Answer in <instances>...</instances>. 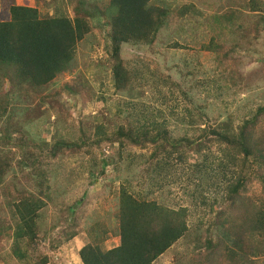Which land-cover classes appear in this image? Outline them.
<instances>
[{"label": "trees", "instance_id": "trees-1", "mask_svg": "<svg viewBox=\"0 0 264 264\" xmlns=\"http://www.w3.org/2000/svg\"><path fill=\"white\" fill-rule=\"evenodd\" d=\"M96 1L77 0L72 19L66 17L62 11L58 14L56 12L53 16H40L35 8L11 4L8 7L9 18L0 21V81L4 78L10 84L8 93L0 100V144L5 145L13 141L18 149L23 150L27 145L31 150L36 151V153L30 151L26 155L21 151L22 157L19 163L22 164V169H26L27 179L33 181L39 188L36 193L17 191L13 185H9L10 190L17 195V201L12 202L16 216L14 228L11 230L12 235H9L10 227L0 226V238L4 235L11 236L9 254L22 264H28L33 258L36 261L35 264L49 263L47 255L35 254L38 245L36 220L39 217L38 211L46 204L43 198H47V194L43 192V189L48 174L43 169V162L38 156L47 157L45 154H48L54 157L63 153L74 155L82 152V148L86 146L83 152L87 154L91 152V145L99 146L101 142L109 144L117 142L119 148L116 156L119 159L123 156L126 145L144 148L148 144H154V151L146 159L147 161H143L150 176H153V172L158 173L164 170L166 166L161 165H169V162L175 161L177 166L185 163L189 152L200 154L201 163H196L199 165L194 166L199 174L194 192L200 207H207V214L211 215L215 208L218 209L215 211L214 219L208 222L207 232H210L209 228L215 231L219 229V232H216L213 239L207 236L206 239L196 242L198 246L194 247V251L200 252L201 248H204V252L200 255L209 264H247L243 261L247 253L257 255L250 244L251 239L254 235H264V105L258 107L254 113L250 112L252 116L244 120L237 133L231 134L230 124L213 128L206 125L198 129L200 132L195 139L182 137L178 140L171 139L162 124L137 125V117H131V120L123 119L121 125L112 131L109 137L100 123L95 124L93 131L87 132L79 128L75 140L69 137L62 139L63 137L58 136L51 144L42 142L40 139L39 142H35L36 136H30L27 128H36L37 123L43 120L49 122L47 109L41 110L36 104L20 118L8 114L9 107L16 101L29 105L27 102L34 103V99L39 98L42 101L40 104H46L53 110L54 105L62 107L57 100L62 90L67 91L72 99L81 95L85 86L89 92L88 82L84 79L82 82L78 79L79 82L66 83L62 89L55 92H48L46 88L57 76L76 67V44L95 26L102 30L106 41L108 57L105 65L112 73V87L116 94L131 97L135 89H141L142 84L144 86L151 84L160 97L162 92L158 85L161 84L168 88L170 96L175 92L184 96L190 88L200 84L194 81L187 84L182 80L192 81L193 78V72L186 65L184 71H178V78L181 81H173L166 74H160L158 70L150 68L147 64L132 63L131 65L130 61L122 59L123 46L149 47L159 35L163 36L171 14L168 11L169 5L156 7L151 4L152 0ZM192 1L195 0L183 4L180 6V11L176 10V12L181 15L182 11L196 10ZM198 2L207 10H214L209 16L214 23H221L224 20L228 24H236L239 38L246 33L238 31L241 27L237 25L238 9L259 14L253 29V40L243 49L237 47L236 40L231 38L229 45L211 40L201 47L209 52L216 62V68L209 72L216 75L217 68L222 69L218 70L221 73L228 72L229 80L225 81L236 86L239 75H235L234 67L239 61L232 57L239 56L242 52L253 56L257 53L252 45L264 35V0H232L227 4V11L222 13L220 0H198ZM179 47L177 42L172 45V48ZM220 72L218 76H221ZM77 75L83 77L80 73ZM216 83L217 78L212 82L210 78L209 81L206 80V84L216 85L220 94L223 87H219ZM186 84L189 86L188 89L182 87H186ZM163 97L167 99L166 96ZM186 102L189 104L188 101ZM138 103L143 106V102ZM74 106L75 104L72 108ZM125 106L136 107L137 103L129 101L125 103ZM59 111L62 112L60 116L62 115V122L66 126L68 118L71 117L66 111ZM185 112L190 116L191 125L205 124V115L199 108L194 110L198 116L197 123L191 119L193 112L190 108H185ZM144 115L145 113H142L141 117ZM91 119L98 121L100 117L92 116ZM17 133H22V137L16 138ZM93 135L95 142L86 144ZM213 146L221 147L222 149L219 150L222 155L213 160L210 159L208 163L207 156L211 153ZM160 153L164 157L158 156ZM142 155L144 160V154ZM10 160L7 154L0 153V186L10 167ZM88 163L90 164L88 174H104L93 156ZM212 166H217V169L214 170L215 167ZM252 183L257 184L261 191L259 203H255V200L247 196ZM108 185L110 186V183ZM220 186H223L224 195L221 199L223 202H218L217 198L208 201L202 196L208 188L219 189ZM118 191L119 245L102 251L100 244L105 239V230H100L96 232L91 242L78 251L81 264H152L175 242L186 238L190 233V228L186 224L187 216L192 213L190 205L171 209L153 201H138L123 183L120 184ZM189 196L194 198L193 194ZM191 206L193 207V203ZM67 230L68 232L63 235L68 237L57 236L49 243L48 247L53 258L54 253L62 245L76 236L75 230L72 231L70 228ZM228 239L231 244L226 242ZM1 251L2 248H0Z\"/></svg>", "mask_w": 264, "mask_h": 264}, {"label": "rangeland", "instance_id": "rangeland-1", "mask_svg": "<svg viewBox=\"0 0 264 264\" xmlns=\"http://www.w3.org/2000/svg\"><path fill=\"white\" fill-rule=\"evenodd\" d=\"M98 1L106 2L107 0ZM230 1L232 0H220L221 13L227 11V4ZM93 2L97 1L93 0ZM192 2L197 9L192 12L182 11L180 15L176 10L180 11V6L191 3V0H152L151 4L156 7L170 6L168 11L171 14L165 33L163 36L159 35L149 47H128L125 45L122 52V59L130 61L131 65H133L132 63L147 64L150 68L158 70L160 74H166L173 81H181L178 78V71H184L186 65L193 72V78L192 81L182 80L187 84H191L193 81L200 84L195 88H190L184 93V96L178 92L170 96L168 88L161 84L158 85L162 92L160 97L151 84L145 86L142 84L141 89H135L131 97L125 94H116L112 87V73L105 65V60L108 57L106 41L102 30L95 26L76 44V67L57 76L53 83L46 88L48 92H55L62 89L66 83L79 82L78 79L82 82L84 79L88 82L92 97L90 98L86 86L76 99H72L67 91L62 90L57 96L62 107L54 105L52 110L48 105L40 104L42 101L39 98L34 99V103L27 102L29 105L21 104L15 100L16 102L9 107L8 114L20 118L36 104L40 106L41 110L46 108L49 122L40 121L36 128L28 127L27 130L30 136H36L38 141L34 138L35 142H39L40 139L49 144L53 143L54 138L58 136L63 137L62 139L69 137V139L75 140L79 128H83L87 132L88 130L93 131L95 124L100 123L109 137L111 132L121 125L123 119L131 120V117H137V125L143 123L162 124L163 129L174 140L182 137L195 139L200 132L198 129H202L206 125L213 128L230 124L231 134L237 133L244 120L252 116L250 112L254 113L258 107L264 105V35L252 45L257 51L255 56L242 52L239 56L232 57L239 61L234 67L235 75H239L236 86L225 81L229 80L228 72L221 73L218 70L222 69L218 68L216 69L217 76L209 72L216 68V62L213 60V56L201 47L211 40L229 45L231 39H235V45L243 49L253 40V29L255 22L259 19V14L238 9L237 25L241 26L238 31L246 33L239 38L236 24H228L224 20L221 23H214L209 18L213 14V9L207 10L198 0ZM11 4L35 8L40 16H53L56 12L58 14L62 11L66 17L72 19L77 0H0V21L9 18L8 7ZM176 42L180 47L172 48ZM218 72L221 73V76H218ZM78 73L83 77H78ZM208 77L211 82L217 78L216 84L223 87L220 94H218L216 85L206 84V80L209 81ZM187 84L186 87H182L188 89ZM246 87L247 90H245ZM203 88L206 89L203 90ZM9 89V82L3 78L0 81V100L4 97L3 95L8 93ZM163 96H166L167 99H164ZM163 100L165 102H162ZM129 101L137 103V106H125V103ZM138 102H143V106H140ZM74 104L75 106L72 108ZM185 108H190L193 112L191 119L196 123L198 116L194 110L199 108L205 115V124L191 125L189 123L190 116L185 112ZM59 110L66 111L67 115L71 117L68 118L66 126L62 122V115L60 116L62 112ZM142 113H145L144 117H141ZM92 116H99L100 119L93 121ZM15 137L21 138L22 133L15 134ZM94 140L95 136L93 135L86 144H93ZM153 145L148 144L144 148L126 145L125 152L122 153L123 156L120 159L116 156L119 148L117 142L113 144L101 142L99 146L91 145V152L87 154L83 152L86 146L82 148V152L74 155L63 153L54 157H50L48 154H45L47 157L38 156L43 162V169L48 174L43 189V192L47 194V198H43L46 204L38 211L39 217L36 220L38 245L35 254L47 255L49 257L47 264H81L78 259V251L91 242L96 232L100 230H105V239L100 244L102 251L118 246V190L120 184L123 183L138 201H153L171 209L190 205L192 213L186 219L190 233L186 238L175 242L152 264H209L200 255L204 252V248H201L200 252L194 251V247L198 246L196 242L206 239L207 236L213 239L216 232H219V229L215 231L211 228H209L210 232H207L208 222L214 219L215 211L218 209L215 208L211 215L207 214V207H200L194 192L195 184L199 179L198 170L194 166L199 165L196 163H201L202 157L198 153L189 152L185 163L177 166L175 161L169 162V165H161L166 166L164 170L158 173L153 172V176H150L143 161H147L146 159L154 151ZM41 149L43 150L42 147ZM219 149L222 148L211 147V153L207 156L208 163H210V159L213 160L222 155ZM21 151L24 152V155L30 151L36 153L27 145L23 150L16 148L13 141L7 142L5 145L0 144V153L7 154L11 159L10 167L3 177L2 186H0V226L10 227L9 235L16 220L12 202L17 201V195L10 190L9 185H13L17 191L25 190L36 193L39 191L37 185L27 179L26 169L21 168L22 164L19 163L22 157ZM142 154H144V160ZM92 156L97 159L98 167H101L104 174L87 173L90 169L88 161ZM158 156L164 157L161 153ZM212 167H215L214 170L217 169V166ZM191 194L194 195V198L189 196ZM223 195V186H220L219 189L210 187L202 194L206 200L211 201V199L217 198L218 202H223L221 201ZM247 196L255 200V203H259L261 191L257 184L252 183V187L247 191ZM192 203L194 208L191 206ZM68 228L72 231L75 230L76 236L62 245L54 253L53 258L48 247L49 243L57 236L68 237L63 235L68 232ZM0 240V248H2L0 264H22L9 254L11 236L4 235ZM251 241L250 244L257 255L247 253L243 261L247 264H264V235H254ZM226 242L231 244L229 239ZM33 259L28 264H35L36 261Z\"/></svg>", "mask_w": 264, "mask_h": 264}]
</instances>
